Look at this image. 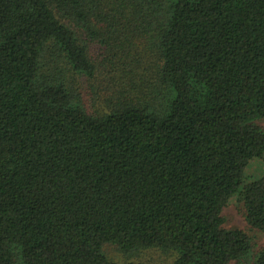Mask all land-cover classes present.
Wrapping results in <instances>:
<instances>
[{
    "label": "trees",
    "instance_id": "1",
    "mask_svg": "<svg viewBox=\"0 0 264 264\" xmlns=\"http://www.w3.org/2000/svg\"><path fill=\"white\" fill-rule=\"evenodd\" d=\"M262 121L264 0H0V264H264Z\"/></svg>",
    "mask_w": 264,
    "mask_h": 264
},
{
    "label": "rangeland",
    "instance_id": "2",
    "mask_svg": "<svg viewBox=\"0 0 264 264\" xmlns=\"http://www.w3.org/2000/svg\"><path fill=\"white\" fill-rule=\"evenodd\" d=\"M264 127V121L260 122ZM264 175V158H255L249 161L245 170L242 173V181L257 180ZM224 229H241L250 238L255 246V250L264 246V232H260L256 229L248 226L244 220L243 208L240 202H238L237 195L232 196L227 205L222 210ZM157 259V255H154Z\"/></svg>",
    "mask_w": 264,
    "mask_h": 264
}]
</instances>
